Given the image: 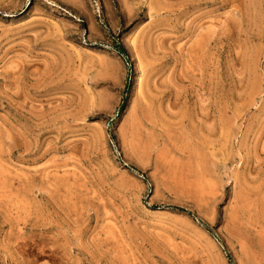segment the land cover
Here are the masks:
<instances>
[{
  "label": "rangeland",
  "instance_id": "obj_1",
  "mask_svg": "<svg viewBox=\"0 0 264 264\" xmlns=\"http://www.w3.org/2000/svg\"><path fill=\"white\" fill-rule=\"evenodd\" d=\"M0 264H264V0H0Z\"/></svg>",
  "mask_w": 264,
  "mask_h": 264
},
{
  "label": "bare ground",
  "instance_id": "obj_2",
  "mask_svg": "<svg viewBox=\"0 0 264 264\" xmlns=\"http://www.w3.org/2000/svg\"><path fill=\"white\" fill-rule=\"evenodd\" d=\"M147 105H148V103H147Z\"/></svg>",
  "mask_w": 264,
  "mask_h": 264
}]
</instances>
